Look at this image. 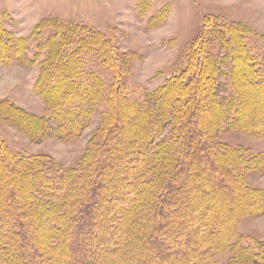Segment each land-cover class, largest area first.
Segmentation results:
<instances>
[{
	"label": "trees",
	"instance_id": "obj_1",
	"mask_svg": "<svg viewBox=\"0 0 264 264\" xmlns=\"http://www.w3.org/2000/svg\"><path fill=\"white\" fill-rule=\"evenodd\" d=\"M69 27L76 33V51L95 47L112 69L113 83L106 95L96 72L69 66L68 57L58 55L51 63L55 77L44 76L41 88L49 116L26 115L27 126L36 125H29V133L42 127L68 140L101 97L108 107L78 168L62 171L42 155L19 159L0 136V264H215L217 254L237 242L232 239L240 217L264 213V188L249 186L244 175L250 168L264 170V151L243 159L213 138L211 125L222 126L220 105L232 103L224 109L231 124L264 137V105L255 104L260 112H244V83H264V61L250 52L241 33L240 39L228 34L237 58L230 63L231 102L217 104V117L202 126L194 87H206L202 72L212 82L218 64L205 39L193 43L186 67L155 92L156 106L150 108L126 94L119 55L109 40ZM2 104L8 117L22 120L18 105L8 99ZM166 124L167 137L152 146ZM22 163L15 183L13 167ZM164 209L172 211L168 217ZM54 250L63 258L54 261Z\"/></svg>",
	"mask_w": 264,
	"mask_h": 264
},
{
	"label": "rangeland",
	"instance_id": "obj_2",
	"mask_svg": "<svg viewBox=\"0 0 264 264\" xmlns=\"http://www.w3.org/2000/svg\"><path fill=\"white\" fill-rule=\"evenodd\" d=\"M69 26L100 32L109 40L113 51L119 55L118 65L125 78L126 94L150 108L156 106L153 99L158 89L186 67L193 43L205 39L208 53L218 64L212 82V78L202 72L201 83L206 87L198 91L197 86H193L204 113V118L200 119L202 126H206V119L209 122L217 117V104L231 102L230 63L234 58L233 45L225 40L228 34L239 39L242 34L250 52L264 61V0H0V136L19 159L46 156L62 171L82 165L108 103L101 97L79 133L68 140L55 132L43 131L42 127L29 133V125L32 128L36 125L27 126V117L49 116L50 106L41 88L44 76L54 72L52 60L66 55L69 66L74 62L85 73L96 72L102 79L106 95L113 83V71L102 62L95 47L76 51V33H70ZM74 49L76 54L69 57ZM74 56L76 60L72 61ZM244 85L247 91L244 112L255 108L260 112L262 106L255 104L264 105V83L246 82ZM7 99L21 108L22 120L5 114L2 101ZM220 106L224 123L221 127L211 125L213 138L239 151L243 159H253L264 151L263 136L249 134L231 124L225 110L232 103L229 107ZM170 130V124L163 125L157 137L151 140L152 146L166 138ZM23 166L26 165H14V173L20 174ZM18 174L15 183L19 180ZM244 175L249 186L264 188V170L250 168ZM171 212L164 209L161 214L168 217ZM40 227L45 228L44 225ZM236 232L232 240L237 242L231 249L220 251L215 264H264V213L240 217ZM244 245L251 248L242 250ZM240 251L242 259L239 260ZM52 254L54 261H58V255L63 258L55 250Z\"/></svg>",
	"mask_w": 264,
	"mask_h": 264
}]
</instances>
